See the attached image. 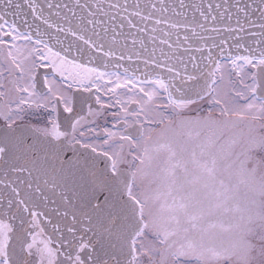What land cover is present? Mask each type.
<instances>
[{"label":"snow or ice","instance_id":"snow-or-ice-1","mask_svg":"<svg viewBox=\"0 0 264 264\" xmlns=\"http://www.w3.org/2000/svg\"><path fill=\"white\" fill-rule=\"evenodd\" d=\"M0 264H264V0H0Z\"/></svg>","mask_w":264,"mask_h":264}]
</instances>
